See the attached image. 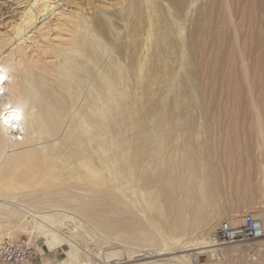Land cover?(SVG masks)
Instances as JSON below:
<instances>
[{"label": "bare ground", "instance_id": "bare-ground-1", "mask_svg": "<svg viewBox=\"0 0 264 264\" xmlns=\"http://www.w3.org/2000/svg\"><path fill=\"white\" fill-rule=\"evenodd\" d=\"M251 1L252 10L250 0H220L216 22L219 0H27L8 12L12 30L0 35V244L26 239L45 256L37 264H250L251 253L264 257V237L231 247L215 239L218 172L201 175L205 154L189 141L175 145L221 99L215 73L226 56L238 81L222 72L220 83L229 80L247 115L241 120L264 139V0ZM50 15L53 24L37 27V16ZM33 45L38 52L27 57ZM230 169L229 181L241 166ZM239 213L231 211L230 226L241 224ZM249 213L264 229V201Z\"/></svg>", "mask_w": 264, "mask_h": 264}, {"label": "rangeland", "instance_id": "rangeland-1", "mask_svg": "<svg viewBox=\"0 0 264 264\" xmlns=\"http://www.w3.org/2000/svg\"><path fill=\"white\" fill-rule=\"evenodd\" d=\"M27 0H0V11L1 10H3V13L4 12H6V14H4L3 16L2 15H0V35H2L4 32L5 33H7V34H10V32H11V28L10 27H6V25H7V23L9 22V17H11V14H7L8 12H11L12 10H15L12 14H16L17 12H19V11H21L20 9L21 8H23L24 6H25V2H26ZM201 1V0H200ZM204 1V0H203ZM20 2H23V3H21V4H19ZM59 6L61 5V2H58L57 3ZM253 4V1H251L250 0V2H249V9L250 10H252V9H254V5H252ZM255 4V3H254ZM196 5V4H195ZM194 8V7H193ZM192 9V8H191ZM5 10V11H4ZM219 10H220V0H219V3H218V5L214 8V12L215 13H213V22H216V20H215V14H219ZM0 14H1V12H0ZM56 15H58L57 14V12L55 13ZM56 15H50V16H44V18H39V16H37L38 17V20H37V22H35V24L37 25V27H39L40 25H42V24H47V25H51V24H53V22L56 20ZM46 18V19H45ZM53 27H50L49 29H52ZM45 30H47V28H46V25L45 26H43V33L45 32ZM36 31V32H35ZM36 33V35H33L34 37H36V41H37V44L38 45H41V44H43V42L46 40V39H44L43 37H38L39 36V34H38V31L37 30H34V34ZM29 35H31V34H29ZM40 39V41H38ZM49 40H52V41H57V39H54V37H52V36H50V38H48ZM211 42V43H210ZM212 42H213V39H211L210 41H209V43H208V49H207V51H206V54H205V59H209V56L211 55V54H209V53H211V51H209V49L211 50V46L212 45H214V44H212ZM214 43V42H213ZM13 45V46H15V44H17V42H16V39H15V43H14V40L9 44V45ZM9 45L4 49V50H6L8 47H9ZM36 45H33V47H31L30 49L29 48H27L26 50H25V54L27 55V57L31 54V52L33 53V51H37L38 52V49L35 47ZM214 47H216V45L214 46ZM34 49V50H33ZM30 50H32V51H30ZM208 51H209V53H208ZM30 54H29V53ZM207 53H208V57H207ZM225 58V59H224ZM226 58H229L228 56H226V57H219V60H222V61H224V63L226 64L227 62H228V60H226ZM204 59V60H205ZM206 60V61H207ZM230 60V59H229ZM206 61H204V63L206 62ZM224 63H221V64H219V65H217V73H215V79H216V77H217V79H216V81H217V84H216V81H215V85H214V88H215V93H218V91H219V96H218V94H216V97H217V99L218 98H220V95H221V99H218L217 100V102L219 103H217L216 102V107H214L212 104H211V106H213L212 107V109L210 108V105L208 106V107H206L207 108V116L205 115V118H203L204 120H202L203 121V125H201L202 124V121H200V125H201V127L199 128V129H197L196 130V132H194V134H192V135H190V137H188V138H186V137H181V138H178L177 139V141H176V143H175V145H176V147H178V148H183L184 147V145H185V143L187 142V141H189L195 148H196V151H198V152H201V153H204L205 154V156H206V161L207 162H202V163H200V165H201V168H200V173H201V175H206L207 174V172H208V169H211V168H213V170H215V171H217L218 172V175H219V191H220V199H219V204H220V206L215 210V214H216V216H221V218L223 219H221L220 218V220L221 221H228V217H229V219H230V217L231 218H234V214H231V211L233 212V211H236V210H238V212H241L242 213V210L245 212V213H239V215H240V217L238 218V219H240L241 217H242V215L243 214H246V213H249V212H251V211H257V210H259V206H260V203H262L263 201H264V187H262V186H264V183H261V182H263L264 181V179H262L261 180V182H259L260 181V179H259V177L257 176V174L256 173H258L260 170H262L261 172L262 173H264L263 171H264V155H262V154H260L261 153V150H262V148H263V146H264V139H257V138H255V136L254 135H252V133H250L251 132V129L248 127V123L247 122H243V120L244 121H248V120H245L243 117L245 116V113L243 112V105L241 104V101H240V99L239 100H237V98H232L233 96H231L232 94L231 93H233V91L231 90V89H228L227 88V83H228V81L229 80H232V78H233V84L234 83H236L235 81H238V69H236V68H229V66H227V64H226V66H225V64ZM223 66V67H222ZM222 68V69H221ZM227 68V69H226ZM220 69V70H219ZM227 70L228 72H226L225 70ZM236 69V73L234 72V70ZM230 70H231V72H230ZM220 71V72H219ZM225 71V72H224ZM259 69H256V75L257 76H259ZM224 73V75H225V77H224V75H223V73ZM219 73H221V74H219ZM231 73H232V75H233V77L231 78ZM226 74H227V76H226ZM228 74H229V76L230 77H228ZM236 75H237V77H236ZM253 75H254V73H253ZM220 76H221V78H220ZM222 76L224 77V79L225 78H227V79H229L228 81H227V79L225 80L226 82L224 83H220V82H222L223 80H222ZM234 77L236 78V79H234ZM220 80H222V81H220ZM235 80V81H234ZM218 82H219V84H218ZM221 84H222V86H221ZM217 85V86H216ZM216 86V87H215ZM227 88H225V87ZM220 88V89H219ZM226 90H225V89ZM221 90H224V92L223 91H221ZM228 90V92L225 94V92ZM231 90V91H230ZM230 91V92H229ZM224 93V97H226L227 98V100H226V98H224V97H222L223 96V93ZM86 93V92H85ZM84 93V94H85ZM234 93H236V92H234ZM233 93V94H234ZM239 93V92H238ZM227 94H228V96H227ZM230 95V96H229ZM228 97H230V98H232V99H234V100H230V98H228ZM238 97H240L241 98V96H238ZM171 98H172V94L170 93V94H168V96H167V98H166V100H165V105H167L169 102H170V100H171ZM224 99V100H223ZM228 99H229V102H227L228 101ZM220 100V101H219ZM236 100H237V103H238V105H237V103H236ZM224 101H226V102H224ZM234 101V103H232ZM220 102H223L222 103V105H220ZM236 103V105H237V107H236V109L234 108L236 105H234ZM231 104H232V106H231ZM240 105V106H239ZM218 106V107H217ZM221 106V109L219 108ZM224 106L227 108V106H229V108L227 109V110H230L232 107L234 108V110H230V112L231 111H234V112H231V113H227L226 114V112H229V111H225L226 110V108H224ZM231 107V108H230ZM241 107V108H240ZM210 108V109H209ZM218 108H219V112H218ZM222 108L223 109H225V110H222ZM240 108V109H239ZM208 109H209V111H208ZM214 109V110H213ZM216 109H217V112H216ZM240 111V112H237L236 113V111ZM213 111V112H212ZM214 111H215V115H214ZM223 111V112H222ZM225 111V112H224ZM208 112L211 114H208ZM242 112H243V114H242ZM213 113V114H212ZM216 113H221L220 114V116H219V114H216ZM244 115L243 117H242V115ZM197 114H199V112L197 113ZM230 114H232V115H230ZM234 114H236V118L238 117V118H240V119H238L237 118V121H235V115ZM212 115H214L213 117H212ZM228 115V116H227ZM230 115V116H229ZM219 116V117H218ZM227 116V117H226ZM234 118V120L232 121V117ZM242 118H241V117ZM247 116V115H246ZM245 116V118L247 119V117ZM208 117V118H207ZM230 117H231V120H229L230 119ZM222 118H223V120H222ZM228 118V119H227ZM211 122H208V120ZM225 119H227V120H229V121H227V120H225ZM241 119H243V120H241ZM222 120V123H220V121ZM225 120V121H224ZM238 120H240L239 122H238ZM232 121V122H231ZM230 122V123H229ZM238 122V123H237ZM211 125H210V124ZM223 123H224V125H223ZM225 123L227 124V125H225ZM232 123V124H231ZM240 123H242L241 125V127H240ZM247 123V124H246ZM235 124L237 125L236 127H235ZM246 125V127H244V126ZM202 127H204V130H203V128ZM240 128H243V129H240ZM246 128V129H245ZM236 129L238 130V131H236ZM242 130V132H240ZM244 130H246V131H244ZM249 130H250V132H249ZM248 131V132H247ZM237 132L238 133H242V135H243V133H244V136L246 137L247 136V138H245V137H243L242 135H240V137H238L239 135L237 134ZM246 132V133H245ZM249 133V134H248ZM231 134V135H230ZM237 134V135H236ZM250 135V136H249ZM252 135V136H251ZM242 136V137H241ZM249 136V137H248ZM231 137V138H230ZM252 137V138H251ZM254 137V138H253ZM225 138V139H224ZM232 138H234L233 140H232ZM237 138H241V139H237ZM243 138H245V139H243ZM249 138H251L250 140H247V139H249ZM190 139V140H189ZM236 139V140H235ZM243 140V141H242ZM253 140H255V141H253ZM258 140V141H257ZM232 141H234V142H232ZM251 141H252V143H251ZM183 142H185L184 143V145L182 146V143ZM224 142V143H223ZM232 142V143H231ZM253 142L255 143V144H257V145H255V144H253ZM257 142V143H256ZM178 143V144H177ZM221 144V145H218L219 147H220V149H219V147L217 146V144ZM242 143V144H241ZM249 143V144H248ZM208 144V145H207ZM225 144H226V146H225ZM231 144V145H230ZM214 145H216V146H214ZM222 145H223V147H222ZM181 146V147H180ZM200 146V147H199ZM211 146H212V148H214V150H215V152L217 151V153H215L214 151H212L211 149ZM234 147V148H233ZM181 148V149H182ZM222 148H223V150H222ZM225 148V149H224ZM207 149V150H206ZM219 150H220V153H219ZM246 150H248L249 151V155L248 156H246V155H242V157H238V156H235L234 157V155L232 154V153H240V152H245ZM203 151V152H202ZM256 151V152H255ZM211 152V153H210ZM215 154H214V153ZM229 155H228V154ZM209 154V155H208ZM212 154H214L215 155V158H214V156H212ZM221 155V156H219V155ZM223 154V155H222ZM242 154V153H241ZM259 154H260V156H259ZM231 155H233V156H231ZM178 156L179 155H177L176 154V158H178ZM226 156H228V158L226 157ZM212 157H213V159L215 160H213L212 159ZM219 157H220V161H219ZM260 157V158H259ZM222 158H224L223 160H225V161H223V163H222ZM235 158V159H234ZM258 160H257V159ZM262 159V160H261ZM227 161H229V163L231 164H229ZM231 161V162H230ZM257 161V162H256ZM258 161H260V162H258ZM216 162V163H215ZM232 162H234V163H232ZM207 163V164H206ZM217 163L219 164V167H218V165H217ZM225 163H227V164H225ZM251 163V164H250ZM255 163H257V165L259 166H257ZM260 163H261V168H260ZM227 165H228V167H227ZM234 165L235 166H241V171H239V172H233L232 171V174H233V176H232V180L231 181H229V180H227V178L226 177H228V175H227V173H229V171L231 170L230 168H232V167H234ZM251 165V166H250ZM253 165H255V167L253 168ZM205 166V167H204ZM221 166V167H220ZM227 167V168H226ZM258 168V172H257V168ZM208 168V169H207ZM219 168V169H218ZM225 168V169H224ZM229 168V169H228ZM251 168H253L254 169V171H253V169H252V171L250 170L249 171V169H251ZM228 171V172H227ZM246 171V172H245ZM247 173V174H246ZM251 173V174H250ZM236 174H237V176H236ZM248 174H250V175H248ZM259 174V173H258ZM221 175L224 177V178H222L221 177ZM227 175V176H226ZM239 175V176H238ZM248 175V176H247ZM258 177V179H256V176ZM246 176L248 177V179L246 178ZM239 179V180H237V178ZM241 177V178H240ZM222 178V179H221ZM233 178H234V181H233ZM244 178V179H243ZM250 179V180H249ZM256 179V180H255ZM244 180H246V181H244ZM248 180V181H247ZM228 181V182H227ZM237 181H242V184L239 182V183H236ZM252 181V182H251ZM244 182V183H243ZM254 182V183H253ZM221 183V184H220ZM248 183V184H247ZM251 183V184H250ZM259 183H261L262 185L260 186V184ZM233 184V185H232ZM241 186V187H239V185ZM255 184V185H254ZM259 186H258V185ZM231 185V186H230ZM237 185V186H236ZM224 186V187H223ZM245 187V188H244ZM229 189V190H227V189ZM236 188V189H235ZM240 190H239V189ZM242 188H244V189H242ZM247 188V189H246ZM250 188V189H249ZM261 188H263V189H261ZM232 189V190H231ZM238 189V190H237ZM258 189V190H257ZM236 190V191H235ZM252 191V196H249L250 198H248V197H244V199H243V191H246V192H249V191ZM239 191V192H238ZM242 191V192H241ZM257 191H259V193L257 192ZM231 192V193H230ZM234 192V193H233ZM231 195H230V194ZM239 193V194H238ZM250 193V192H249ZM256 193V194H255ZM258 193V194H257ZM235 194V195H234ZM237 194V195H236ZM242 196H241V195ZM263 196H262V195ZM228 195V196H227ZM259 195H261V196H259ZM226 198H225V197ZM230 196V197H229ZM238 196V197H237ZM232 197V198H231ZM237 198V199H236ZM247 198V199H246ZM261 198V199H260ZM263 198V199H262ZM229 199V200H228ZM236 199V200H235ZM230 200H233V202L231 201L230 202ZM261 200H263V201H261ZM261 201V202H260ZM226 203V204H225ZM230 203V204H229ZM256 203H257V205H256ZM256 205V206H255ZM227 206V207H226ZM220 208H221V210H220ZM247 208V209H246ZM251 208V209H250ZM233 209V210H232ZM249 210V211H248ZM218 211V212H217ZM228 212V213H227ZM223 215V216H222ZM225 217H227V218H225ZM220 221V222H221ZM26 239H24V238H22L21 239V241H19V243H17L16 245H22V246H26L27 248H28V246L27 245H25V244H23L22 243V241H25ZM40 243H41V241H39L38 242V245H40ZM250 243H252V240H249V241H245V242H236V243H231V244H228V245H224L225 247H231V246H235V245H240V246H245V245H247V244H250ZM44 248V250L46 251V249H45V247H43ZM29 249V251H30V261H31V263L32 264H37V262H39L40 260H42L45 256H40V254L37 252V251H35V250H33L32 248L30 249V248H28ZM192 249V248H191ZM195 252L196 251H194V250H190V251H188L187 253H189V254H192V259H193V256H197L196 254H195ZM47 255H50V254H47ZM61 255H62V252L61 251H57V253L56 252H52L51 253V255H50V257L54 260L56 257H61ZM42 257V258H41ZM198 257V256H197ZM257 257H258V260H259V262L261 263V264H264V260H263V256L262 257H260V256H258L257 255ZM199 258V257H198ZM238 260H233V261H228V264H239V262H237ZM250 261V260H249ZM138 263V262H137ZM250 264H253L251 261H250Z\"/></svg>", "mask_w": 264, "mask_h": 264}, {"label": "built area", "instance_id": "built-area-1", "mask_svg": "<svg viewBox=\"0 0 264 264\" xmlns=\"http://www.w3.org/2000/svg\"><path fill=\"white\" fill-rule=\"evenodd\" d=\"M214 237L218 242L231 244L245 242L264 237V229L261 221L251 213L242 217L241 224L230 226L227 221L218 224ZM30 260V251L26 246L3 242L0 244V264H27ZM249 260L253 264H261L257 254L251 253Z\"/></svg>", "mask_w": 264, "mask_h": 264}]
</instances>
